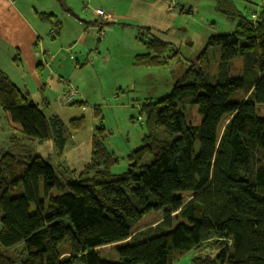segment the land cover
I'll return each mask as SVG.
<instances>
[{
  "label": "trees",
  "instance_id": "trees-1",
  "mask_svg": "<svg viewBox=\"0 0 264 264\" xmlns=\"http://www.w3.org/2000/svg\"><path fill=\"white\" fill-rule=\"evenodd\" d=\"M235 2L214 0L216 11L234 23L233 32L210 36L167 96L140 102L147 134L127 156L125 172L111 173L118 160L102 144V127L94 131L90 158L75 175L81 193L62 190L73 170L56 171L41 156L21 150L17 140L0 151V264H15L5 251L20 244L24 259L18 264H173L198 249L209 254H198L192 264H264V5L246 12ZM40 18L60 30L54 15ZM139 41L145 52L134 56L135 66L163 68L177 58L148 28ZM236 58L244 97L236 107L241 131L232 132L228 122L220 132L224 107L235 92L228 78ZM29 101L0 71L1 110L20 134L37 143L50 140L61 155L64 123ZM188 107L196 108L198 123L188 120ZM73 123L75 129L80 125ZM146 156L150 159L142 162ZM54 188L59 195L50 194ZM179 194L190 196L184 200ZM152 210H163L164 217L133 233ZM172 214L187 239L176 236ZM187 221L197 222V243ZM62 243L67 249H60ZM107 246H116V261L96 252Z\"/></svg>",
  "mask_w": 264,
  "mask_h": 264
},
{
  "label": "rangeland",
  "instance_id": "rangeland-1",
  "mask_svg": "<svg viewBox=\"0 0 264 264\" xmlns=\"http://www.w3.org/2000/svg\"><path fill=\"white\" fill-rule=\"evenodd\" d=\"M172 1L174 2V0H160L153 6L139 4L137 7L131 5L129 1L112 3L111 5L118 9L127 11L133 8L137 11L128 21H117L112 17L113 21L103 22L106 24L102 26L100 37L90 30L87 32L88 37L81 44L75 33L77 23H81V19L85 18L90 22L96 20L93 11L97 8V1L79 0L75 2V7L79 6L81 11L84 8L83 14L87 17L81 16L80 12L75 17L67 11V8L62 9L68 18L59 15L61 22L59 34H47L45 37V44L55 54L56 72L53 75L62 79L65 92L62 93L60 90V95L47 101L45 105L42 104L41 99L35 102L44 116L47 118L57 116L64 123L67 129L65 146L62 154L59 155L50 140L37 143L22 134L14 136L20 139L21 150L26 148L30 155L41 156L56 171H60L61 168L74 171L69 174L71 177L67 184L62 186L63 191L82 192V186L78 184L75 175L88 162L91 154V138L99 127L105 129L106 136L102 138V144L118 160L111 173L117 175L125 172L131 164L127 156L141 146L147 134L144 117L140 114V102L148 98L155 100L167 96L173 90L175 83L182 80L189 65L205 48L210 36L233 32L234 23L216 11L214 0H179L176 5H171ZM235 3L239 10L245 8L244 11L251 12L258 9L262 0H236ZM83 4L88 5L85 8ZM147 28H150V35L170 44V48L178 52L177 58L169 59L168 65L163 68H147L132 64L135 55L145 52L139 36L144 34ZM170 54L172 53L168 52L164 56L167 58ZM213 54L212 73L216 62V55ZM240 67V58L230 63L228 85L235 92L224 107L225 117L220 132L228 122L231 123L232 132L241 131V120L236 114V107L244 98L240 92ZM263 71L264 63L260 72ZM68 93L74 94L71 103L64 100ZM186 113L190 122H199L200 117L195 107H188ZM73 121H80L78 128L75 129ZM0 123V125L4 123L2 115H0ZM14 150L17 151L16 148ZM149 159L150 157L146 156L142 162ZM38 187V182H35L34 193ZM50 194L55 196L60 193L54 188ZM36 196L43 200L42 189ZM180 196L187 200L190 195ZM33 209L34 204L31 203V212ZM174 215L170 217L176 236L180 240L187 239L180 228L181 220L173 219ZM163 217V210H152L134 225L132 231L134 233L154 226ZM186 224L190 228V236L197 243V222L187 221ZM115 247L98 248L96 252L104 260L116 261ZM60 249H67V244L62 243ZM2 251L0 248V252ZM22 253V244L5 251L6 256L15 264L24 259ZM198 254L206 255L209 251L207 249L189 251L173 264H192Z\"/></svg>",
  "mask_w": 264,
  "mask_h": 264
},
{
  "label": "crops",
  "instance_id": "crops-1",
  "mask_svg": "<svg viewBox=\"0 0 264 264\" xmlns=\"http://www.w3.org/2000/svg\"><path fill=\"white\" fill-rule=\"evenodd\" d=\"M78 1L0 0V71L34 103H36L37 99H41L40 101L45 105L48 103L47 101L60 95V90H62V93L65 92V88L62 86V79L55 78L53 75L56 72L54 66L55 54L45 44L47 34L58 35L59 31L56 33L53 25L42 20L40 16L52 14L60 22L58 17L59 15L65 16L66 13L62 9L67 8V11L75 17L78 16V12H80L81 16L87 17L83 14L85 13L84 8L81 11L79 6L75 7V2ZM96 1L97 8L107 11L117 21H128L137 10L133 8L127 11L118 9L112 6V3L129 1L131 5L137 7L139 4L153 6V4L156 5V1L159 2L160 0ZM178 2L179 0H174L171 5H176ZM87 5H84L85 8ZM261 5H264V0H262ZM156 13L158 14V12ZM94 18L96 20L93 22L87 21L85 18L81 19V23H77L75 33L81 44L88 37L87 32L90 30L100 37L102 26L106 23L97 22L99 19L95 16ZM14 58H17V63L14 62ZM0 115H2L4 120V123L0 125V151L3 153L8 150L13 139L20 143V139L14 136L19 135L20 132L18 126L10 122L6 113L0 111Z\"/></svg>",
  "mask_w": 264,
  "mask_h": 264
},
{
  "label": "built area",
  "instance_id": "built-area-1",
  "mask_svg": "<svg viewBox=\"0 0 264 264\" xmlns=\"http://www.w3.org/2000/svg\"><path fill=\"white\" fill-rule=\"evenodd\" d=\"M94 13V16L99 19V21L101 22H106V21H113V18L112 16L107 13L106 11L102 10V9H94L93 11ZM73 97H74V94L73 93H68L65 95L64 97V100L69 103V102H72L73 101Z\"/></svg>",
  "mask_w": 264,
  "mask_h": 264
},
{
  "label": "water",
  "instance_id": "water-1",
  "mask_svg": "<svg viewBox=\"0 0 264 264\" xmlns=\"http://www.w3.org/2000/svg\"><path fill=\"white\" fill-rule=\"evenodd\" d=\"M29 103H30V104H33V101H32V100H30V101H29Z\"/></svg>",
  "mask_w": 264,
  "mask_h": 264
}]
</instances>
